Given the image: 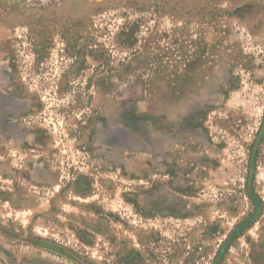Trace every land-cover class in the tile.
Returning a JSON list of instances; mask_svg holds the SVG:
<instances>
[{
    "label": "rangeland",
    "instance_id": "obj_1",
    "mask_svg": "<svg viewBox=\"0 0 264 264\" xmlns=\"http://www.w3.org/2000/svg\"><path fill=\"white\" fill-rule=\"evenodd\" d=\"M0 264H264V0H0Z\"/></svg>",
    "mask_w": 264,
    "mask_h": 264
},
{
    "label": "trees",
    "instance_id": "obj_2",
    "mask_svg": "<svg viewBox=\"0 0 264 264\" xmlns=\"http://www.w3.org/2000/svg\"><path fill=\"white\" fill-rule=\"evenodd\" d=\"M246 225H247V224L239 226V227L237 228V231H238L239 229H242V228H243L244 226H246ZM235 234H236V232L233 233V234L230 236V238L233 239L234 236H235Z\"/></svg>",
    "mask_w": 264,
    "mask_h": 264
}]
</instances>
